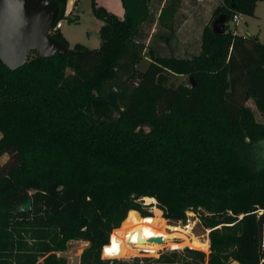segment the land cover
<instances>
[{
  "label": "trees",
  "instance_id": "trees-1",
  "mask_svg": "<svg viewBox=\"0 0 264 264\" xmlns=\"http://www.w3.org/2000/svg\"><path fill=\"white\" fill-rule=\"evenodd\" d=\"M51 1L55 25L67 0ZM150 1L120 0V19L91 0L98 49L69 48L58 30L65 54H34L16 71L0 62V264H66L56 253L73 241L89 244L80 264H107L101 248L111 234L103 256L122 254L129 213L153 217L144 199L169 225L193 214L209 231L207 256L184 249L198 264H264V122L247 106L264 116V40L227 28L264 0H220L212 18L224 17L225 33L205 28L187 58L148 44ZM175 14L174 1L160 11L166 45Z\"/></svg>",
  "mask_w": 264,
  "mask_h": 264
},
{
  "label": "rangeland",
  "instance_id": "rangeland-1",
  "mask_svg": "<svg viewBox=\"0 0 264 264\" xmlns=\"http://www.w3.org/2000/svg\"><path fill=\"white\" fill-rule=\"evenodd\" d=\"M97 5L104 7L109 5L107 10H111L118 18H123V8L120 0H94ZM174 1L176 6L175 21L173 25L174 36L169 45H166L162 40L156 37L160 34L170 35L167 29L159 26V15L163 6L171 4ZM220 0H151L150 12L151 20L149 27L146 29L149 40L154 41V48L164 55L168 56L171 53L178 58H187L196 56L201 50V36L205 28L212 27L213 12L217 8ZM66 12L62 18V28L59 30L61 34L66 36L69 48H73L76 44L84 45L88 49H98L100 46L99 29L102 22L96 19L92 14L91 0H67ZM121 13H119L120 11ZM119 13V14H117ZM254 17L239 16L237 23L230 20L227 24L228 30L233 34L252 37L259 42L264 40V2H258L254 11ZM148 58H145L138 65V69L144 71L148 65ZM175 84H187L188 77L178 76L171 79ZM257 121L264 122V116L254 109L251 102L247 103ZM145 205H151L149 211L152 213V218L158 219L161 224L156 227L169 236L161 246H154L150 250L144 248H133L130 246V238L123 234L119 238V244L124 249L122 254L115 258L103 256V248L100 251V260L107 264H114L115 260L123 262L121 264H158L164 261H172L176 264L181 263H199L198 256L188 254L184 249L197 250L205 256L209 254V231L202 228L199 221L193 214H189L190 220L185 225L178 224L176 226L169 225L166 221L156 213V203L152 199H144ZM29 220L35 217L32 214ZM21 223L25 224L23 219ZM156 230V231H157ZM112 233V232H111ZM111 235V234H110ZM109 235V236H110ZM156 236V235H155ZM151 236V237H155ZM26 242H31L28 236H24ZM191 243L203 246L202 250L194 249L190 246ZM88 243L81 241L68 242L62 251L56 253L57 257L66 260V264H80V259L83 251L88 247ZM149 249V248H148ZM128 258H123L124 256ZM138 260V261H136ZM206 261V258H204Z\"/></svg>",
  "mask_w": 264,
  "mask_h": 264
},
{
  "label": "water",
  "instance_id": "water-1",
  "mask_svg": "<svg viewBox=\"0 0 264 264\" xmlns=\"http://www.w3.org/2000/svg\"><path fill=\"white\" fill-rule=\"evenodd\" d=\"M57 16L58 7L51 0H0V62L10 71H16L34 54L42 59L65 54L68 46L49 35ZM224 23V17L215 19L212 33L224 34ZM31 206V199L27 198L17 211L28 213ZM137 240L144 242L140 235ZM163 242L161 237L148 240L149 244L162 245ZM229 264L240 263L231 261Z\"/></svg>",
  "mask_w": 264,
  "mask_h": 264
},
{
  "label": "bare ground",
  "instance_id": "bare-ground-1",
  "mask_svg": "<svg viewBox=\"0 0 264 264\" xmlns=\"http://www.w3.org/2000/svg\"><path fill=\"white\" fill-rule=\"evenodd\" d=\"M156 213L159 215V211H156ZM160 224H161V222L158 219L157 220L156 219H150V218L144 219L138 213L130 212L127 220L125 221V223L121 227H122L123 234L130 238L129 240H130V246L131 247H133V248H144L146 250L153 251V249H151L152 247H154L155 245L156 246H161V245L149 244L148 240L150 238L161 237L164 242L167 239H169V236H167L166 233L156 229V227H159ZM119 231H121V228ZM118 232L113 233L112 239H114L113 236ZM138 235H140L142 237V239L144 241L143 244L138 242V240H137ZM151 236H155V237H151ZM113 242H114V240H113ZM190 246L192 248L198 249V250H202V248H203V246H201L199 244H195V243H191Z\"/></svg>",
  "mask_w": 264,
  "mask_h": 264
},
{
  "label": "built area",
  "instance_id": "built-area-1",
  "mask_svg": "<svg viewBox=\"0 0 264 264\" xmlns=\"http://www.w3.org/2000/svg\"><path fill=\"white\" fill-rule=\"evenodd\" d=\"M65 13H67V12L65 11ZM239 16L240 15H234L232 17V22L237 23L239 21ZM61 26H62V20L56 22V24L50 29L49 35L51 36L52 34H54L55 32H57L58 30H60L61 29Z\"/></svg>",
  "mask_w": 264,
  "mask_h": 264
},
{
  "label": "crops",
  "instance_id": "crops-1",
  "mask_svg": "<svg viewBox=\"0 0 264 264\" xmlns=\"http://www.w3.org/2000/svg\"><path fill=\"white\" fill-rule=\"evenodd\" d=\"M69 5V8H70V3L69 4H67V6ZM105 8H109V5H107V4H105V6H104ZM69 8L67 9V12H70V11H68L69 10ZM119 10V9H118ZM107 11H109V12H111V10H107ZM120 11V10H119ZM112 13V12H111ZM119 13H121V11L119 12ZM119 13H117V14H119ZM123 13V12H122ZM255 16V15H254ZM252 18H256V17H252ZM63 26H61V28H62ZM237 35H239V34H237ZM62 36L65 38V40L67 41V38H66V36H64L63 34H62ZM240 36H242V35H240ZM68 42V41H67ZM249 102H251L252 103V105H254V102L252 101V100H250ZM252 107H254V109H255V106H252ZM256 110V109H255Z\"/></svg>",
  "mask_w": 264,
  "mask_h": 264
}]
</instances>
